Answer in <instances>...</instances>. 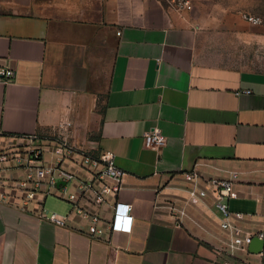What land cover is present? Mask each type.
Here are the masks:
<instances>
[{
  "label": "crops",
  "instance_id": "1",
  "mask_svg": "<svg viewBox=\"0 0 264 264\" xmlns=\"http://www.w3.org/2000/svg\"><path fill=\"white\" fill-rule=\"evenodd\" d=\"M246 15L165 0H0V68L16 72L0 78V138L62 132L112 152L125 171L117 199L134 217L108 243L0 202V264L259 263L229 255L214 198L191 197L185 177L236 174L229 206L243 216L232 222L264 232V71L223 54L229 38L264 47ZM154 128L167 137L157 150L144 144Z\"/></svg>",
  "mask_w": 264,
  "mask_h": 264
},
{
  "label": "built area",
  "instance_id": "2",
  "mask_svg": "<svg viewBox=\"0 0 264 264\" xmlns=\"http://www.w3.org/2000/svg\"><path fill=\"white\" fill-rule=\"evenodd\" d=\"M166 1L180 9L190 3V0ZM247 20L256 25L261 23V18L253 15H248ZM15 77V70L0 68V78L12 81ZM166 142L167 137L159 128L149 130L144 136L148 148L157 150ZM124 176L125 171L117 165L112 152L85 147L64 134L58 138H35V135L0 138V202L33 212L40 219L93 240L110 243L113 232L133 230L132 205L117 199L125 186ZM185 177L192 183L191 197L214 198L223 217L221 227L232 235L228 243L230 256L236 258L235 250L249 252L248 245L254 236L264 239L263 231L243 232L232 222L233 217L243 216L231 212L229 206L236 174L232 178L203 181L192 171ZM50 196L68 203L69 211L62 214L49 210L46 202ZM165 206L175 217L185 214L174 201H168ZM255 255L260 258L258 264H264V250Z\"/></svg>",
  "mask_w": 264,
  "mask_h": 264
},
{
  "label": "rangeland",
  "instance_id": "3",
  "mask_svg": "<svg viewBox=\"0 0 264 264\" xmlns=\"http://www.w3.org/2000/svg\"><path fill=\"white\" fill-rule=\"evenodd\" d=\"M197 8L205 15L209 13L210 16L216 15L221 18H225L230 12L242 11L243 15L247 14L246 17L250 14L260 17L261 25L264 28V0H190L189 5L182 9L191 12ZM225 43L223 54L227 59H231L235 65L264 71V47L245 46V42H241L239 39L232 40L231 38L225 40ZM60 134L74 140L78 139L62 132H48L45 135L36 134L35 138H58ZM46 207L55 212H66L70 209L68 203L54 196L48 197Z\"/></svg>",
  "mask_w": 264,
  "mask_h": 264
},
{
  "label": "water",
  "instance_id": "4",
  "mask_svg": "<svg viewBox=\"0 0 264 264\" xmlns=\"http://www.w3.org/2000/svg\"><path fill=\"white\" fill-rule=\"evenodd\" d=\"M264 250V239L254 236L248 245V251L252 254L261 253Z\"/></svg>",
  "mask_w": 264,
  "mask_h": 264
}]
</instances>
